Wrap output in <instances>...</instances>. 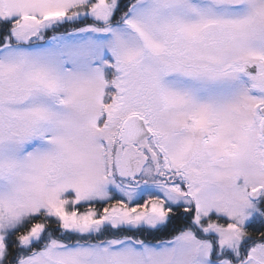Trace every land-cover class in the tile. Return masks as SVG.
Masks as SVG:
<instances>
[{
	"label": "snow or ice",
	"instance_id": "6c2138e0",
	"mask_svg": "<svg viewBox=\"0 0 264 264\" xmlns=\"http://www.w3.org/2000/svg\"><path fill=\"white\" fill-rule=\"evenodd\" d=\"M0 264H264V0H0Z\"/></svg>",
	"mask_w": 264,
	"mask_h": 264
}]
</instances>
